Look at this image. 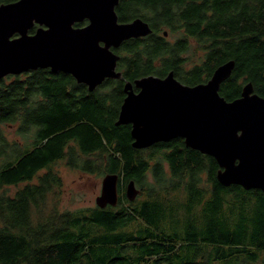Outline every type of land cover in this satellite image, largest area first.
<instances>
[{"label":"trees","instance_id":"1","mask_svg":"<svg viewBox=\"0 0 264 264\" xmlns=\"http://www.w3.org/2000/svg\"><path fill=\"white\" fill-rule=\"evenodd\" d=\"M116 11L120 21L142 18L152 28L122 44V78L94 91L43 68L0 79V191L29 182L14 196L0 194V264H264L263 190L223 186L215 158L181 137L140 149L131 126L115 124L124 82L150 74L174 71L195 85L233 59L220 94L234 100L251 81L264 96V0H120ZM177 30L182 35L170 41L165 32ZM190 38L200 42V60L184 57ZM15 124L25 144L7 137L5 127ZM152 149L164 152L174 180L165 190L180 193L179 212L162 200V161L151 166L143 156ZM62 159L87 173L118 174V204L49 212L47 196L61 186L52 167ZM42 169L49 171L34 182ZM150 170L155 195L139 203ZM203 172L210 193L199 185ZM130 180L141 188L135 200L125 194Z\"/></svg>","mask_w":264,"mask_h":264},{"label":"water","instance_id":"2","mask_svg":"<svg viewBox=\"0 0 264 264\" xmlns=\"http://www.w3.org/2000/svg\"><path fill=\"white\" fill-rule=\"evenodd\" d=\"M119 3L16 0L0 4V79L50 68L71 74L94 91L106 79L122 78L121 55L116 50L129 39L151 34L152 28L142 18L120 21ZM86 20L87 24L76 25ZM235 65V60H228L208 81L195 85L181 82L174 71L127 81L115 124H130L132 145L140 149L181 137L187 147L215 158L217 180L223 186L264 191V96L255 92L251 81L234 100L220 94ZM118 182L116 173L103 177L98 206L118 204ZM125 194L129 200L141 194L134 180L126 185Z\"/></svg>","mask_w":264,"mask_h":264},{"label":"rangeland","instance_id":"3","mask_svg":"<svg viewBox=\"0 0 264 264\" xmlns=\"http://www.w3.org/2000/svg\"><path fill=\"white\" fill-rule=\"evenodd\" d=\"M181 35H182V31L177 30L174 33H167L166 37L170 41H175ZM200 47H201L200 42L197 39L190 38L189 48L184 53V57H193L196 60H200L202 55V50H200ZM119 52L121 53V50H119ZM33 109L34 107L29 108V110H33ZM16 128H17V124L11 127L6 126L5 133L7 137L12 142L17 139H20L23 142V144H25L29 140V137L26 135L18 134L16 132ZM31 134L32 133L30 132L29 135ZM66 152L67 153L65 154V158L67 159L70 157L68 147ZM153 152H155L153 151V149L148 150L143 154V156L149 159L151 166L157 163H161L160 161H162L163 163L164 170L166 171L165 181L159 184V187L163 189L162 200L166 205L174 208L175 210H178L177 212H179L182 206V203L180 202H183L180 193H177L178 190L176 189H174V192H170V193H168L167 190H165L166 186L172 183L174 180L171 179V175L169 173L171 169L169 168L168 163L163 160L164 152H157V153H153ZM82 157L86 158L87 156L83 155ZM66 159L59 160L52 167L53 171H55L57 176H59L61 179V186L58 188H54L52 192L47 196L48 201H46V204H48L49 206L48 207L49 212H53V209H50L52 207H57L59 211H63V212L66 211L73 212L79 209L95 207L97 205L96 198L101 194L102 180L105 175V173H103L102 171L103 167L102 169L100 168L101 170H97L93 173H87L84 172L83 169L81 168L78 169V167L70 166L67 163ZM48 171L46 169L40 170L37 173L36 175L37 178L34 180V182L37 183L39 179H41L42 176ZM26 183L28 184L29 182L19 183L18 185H10L4 187L0 191V194L3 193L6 195L14 196L15 193L20 188L26 185ZM154 183H155V179L152 171L150 170V172L148 173V177L146 181H144L142 186L143 193L138 197L136 201L140 203L145 199H147L148 195L154 196L155 193L151 192ZM199 185L201 188H206L208 190V193H210L212 186L208 180L207 172H203L199 174ZM137 187L140 188L138 185ZM184 194L185 192H183L182 195ZM125 206H128V204L126 203Z\"/></svg>","mask_w":264,"mask_h":264},{"label":"flooded vegetation","instance_id":"4","mask_svg":"<svg viewBox=\"0 0 264 264\" xmlns=\"http://www.w3.org/2000/svg\"><path fill=\"white\" fill-rule=\"evenodd\" d=\"M12 2H13V1H12ZM4 3H8V2H4ZM0 4H2V3H0ZM87 23H88V20L84 21L82 24H76V25H77V26H80V25H85V24H87ZM37 27H39V26L36 25L34 28H32V29H34V32H35V30L37 29ZM32 29H31V30H32ZM31 30H30V31H31ZM34 32H33V33H34ZM30 33H31V32H30ZM121 46H122V45H121ZM121 46L116 50L117 53L120 54V55H121V53L119 52V50H120ZM121 56H122V55H121ZM43 69H50V68H43ZM50 70H51V69H50ZM118 70L120 71V69H119V63H118ZM121 72H122V71H121ZM135 79H136V78H135ZM135 79H134V80H135ZM75 80H76V79H75ZM134 80H131V81L133 82ZM76 81H77V80H76ZM104 82H105V81H104ZM104 82H103V83H104ZM125 82H127V81H125ZM125 82H124V84H125ZM77 83H79V82L77 81ZM103 83H102V84H103ZM80 84H84V83H80ZM102 84H101V85H102ZM84 85H86V84H84ZM86 86H87V85H86ZM99 86H100V85H99ZM99 86H98V87H99ZM98 87H97V88H98ZM87 88H88V86H87ZM97 88H96V89H97ZM134 90H135V92H138V91H139V89L136 88V87L134 88ZM89 91H90V90H89ZM123 91H124V90H123ZM125 96H126V94H125V92H124L123 100H124ZM123 100H122V102H123ZM121 104H122V103H121ZM129 125H130V124H129ZM130 126H131V125H130ZM168 142H169V141H168Z\"/></svg>","mask_w":264,"mask_h":264}]
</instances>
